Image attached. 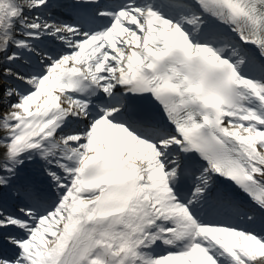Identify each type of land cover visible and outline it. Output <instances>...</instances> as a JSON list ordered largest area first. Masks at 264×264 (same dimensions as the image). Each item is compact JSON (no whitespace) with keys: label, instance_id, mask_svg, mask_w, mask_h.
<instances>
[{"label":"snow or ice","instance_id":"1","mask_svg":"<svg viewBox=\"0 0 264 264\" xmlns=\"http://www.w3.org/2000/svg\"><path fill=\"white\" fill-rule=\"evenodd\" d=\"M0 264H264V0H0Z\"/></svg>","mask_w":264,"mask_h":264}]
</instances>
